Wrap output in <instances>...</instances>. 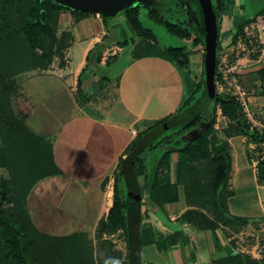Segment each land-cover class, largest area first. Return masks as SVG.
<instances>
[{
  "label": "crops",
  "instance_id": "obj_1",
  "mask_svg": "<svg viewBox=\"0 0 264 264\" xmlns=\"http://www.w3.org/2000/svg\"><path fill=\"white\" fill-rule=\"evenodd\" d=\"M114 20L96 14L73 15L69 10L59 13L56 36L64 40L61 56H55L46 69L18 74L11 94L15 119L41 143L17 131L7 133L5 139L0 135V179L10 178L13 169L17 183L33 184L24 202L33 227L53 239L77 236L94 250L98 223L112 206L114 176L127 147L147 128L177 115L196 83L188 81L184 71L162 56L165 49H156L151 41H141L142 50L136 45L127 48L126 40L119 42L115 35L119 24ZM125 52L129 58L120 63ZM241 62L232 66L238 70ZM260 68L242 71L252 87L250 93L242 89L246 119L264 133V82L255 74ZM252 72L254 81L249 80ZM224 87L223 93L233 95L230 86ZM228 123L217 111L215 129L222 131ZM225 141L231 150L229 190L233 193L227 199L228 213L247 219V224L237 230L221 226L212 233L179 221L190 208L182 192L177 203L160 209L149 201V181L140 178L139 264H214L236 254L242 264H247L246 257L264 264V254L251 253L241 240L244 233L252 232L264 241V181H259L251 165L256 145L243 135ZM145 156L150 169L151 160ZM174 167L172 157V183ZM130 189L132 223L137 190ZM176 233L180 238L174 245L166 243V249H158L161 236ZM112 243V248L94 253L98 262L105 263V254L111 250V255L113 250L120 251L116 241ZM126 254L127 247L121 261Z\"/></svg>",
  "mask_w": 264,
  "mask_h": 264
},
{
  "label": "trees",
  "instance_id": "obj_2",
  "mask_svg": "<svg viewBox=\"0 0 264 264\" xmlns=\"http://www.w3.org/2000/svg\"><path fill=\"white\" fill-rule=\"evenodd\" d=\"M229 3L230 1L227 0H219V7L214 8L216 17L218 15L221 19L224 16L230 8ZM66 10L69 9L51 0L42 2L0 0V135L4 139L7 133L11 136L12 131H17L37 144L41 143L40 138L28 132L15 119L11 94L18 74L29 70L46 69L55 56H61L64 40L63 37L58 39L56 33L59 13ZM71 12L73 15H86L76 11ZM139 14L140 7L124 11L129 28L136 37L156 44L154 33L143 26ZM147 14L148 18L162 25L170 35L190 43L193 48L204 47V35H194L179 24L165 22L155 10H149ZM258 16L264 17V7L246 23L250 24ZM246 23H241L237 27L232 44H236L238 38L243 36ZM220 27L221 22L218 27L214 74L216 95L211 103L210 112L201 113L194 119L158 131L152 137H149L151 132L162 127L175 115L147 128L127 147L126 158L122 159L114 176L112 206L107 216L98 223L96 239L102 240L104 235L107 237L122 232L127 247L125 261L119 260V253H113L117 262L110 260L109 256L105 263L98 262L94 248H89L87 244L77 240V236L72 239H53L39 233L33 227L24 207L26 196L33 184L17 183L13 169H10L12 170L10 178L0 179V264H31L32 262L35 264H139L142 248L139 232L142 203V187L138 182L140 178L149 181L147 186L149 201L160 209L164 205L177 203L180 191L182 192L190 208L179 217V221L210 230L212 233L221 226L237 230L247 224V219L234 217L228 213L227 199L233 193L229 190L231 150L225 139L243 135L256 145V152L260 155L264 133L251 127L235 96L229 92L219 93L217 90V81H221L217 71ZM192 53L194 51H189L186 47H169L164 50L162 56L183 71L189 65ZM228 63L235 64L236 60L228 56ZM202 64L204 78V54ZM255 74L264 82V65ZM203 78L198 83H193L192 91L184 99L178 114L202 99L205 91ZM202 87V95L196 98ZM217 111H220L221 116L229 122L222 131L215 129ZM144 155L151 160L150 169H147L145 164L147 157ZM172 157L175 159V183L170 180ZM2 166L0 157V167ZM122 171L131 188L137 190L138 200L134 204L137 209L135 216L137 227L134 231L128 216L129 206L133 203L128 206L118 185ZM257 177L260 182L264 181V159L258 163ZM179 238L178 233L161 236L158 249H166V243L174 245ZM240 259V255L236 254L215 261L214 264H242ZM246 262L263 264L249 257H246Z\"/></svg>",
  "mask_w": 264,
  "mask_h": 264
},
{
  "label": "rangeland",
  "instance_id": "obj_3",
  "mask_svg": "<svg viewBox=\"0 0 264 264\" xmlns=\"http://www.w3.org/2000/svg\"><path fill=\"white\" fill-rule=\"evenodd\" d=\"M146 3L140 6V20L143 26L149 30H151L156 37V49H166L169 47L180 48L186 47L189 51L193 50L194 53L190 55V63L187 68L183 69L184 77L187 80H193L198 83L202 77L203 70V54L204 47L199 46L198 48H193L190 43L185 42L179 38H176L170 35L162 25L157 24L152 19L148 18L149 10H155L162 19L170 24H179L183 28L188 29L194 35H204L202 31V20L200 17L199 5L195 0H145ZM229 3V10L224 14V16L220 19L217 15L216 23L217 28L219 27V23L221 22V27L219 30V51H218V60L224 54H227L229 57H233L236 61H243L239 65V69L236 70V76L239 78L240 86L245 90L249 89V93L252 87H249L246 76L242 73V71L247 69H257L264 65V17L258 16L253 22L247 24L246 22L250 20L256 13H258L264 7V0H227ZM212 6L216 9L219 7V0H211ZM228 6V7H229ZM219 14V10L217 12ZM107 21L110 19H115L119 25L115 29L116 39L119 42L126 40L127 48H131L136 45L137 49L142 50V48L138 47L139 43L143 41L142 39L136 37L134 33L129 28L125 16L124 11L118 13L114 18H106ZM246 23L243 30V36H240L236 42V44H232V39L234 34L236 33L237 27L240 24ZM154 48V49H155ZM139 53V52H138ZM121 57V56H120ZM128 55L125 52L120 59V63H124L128 59ZM249 66V67H248ZM240 70V71H239ZM253 74V72H252ZM204 85L205 86V76H204ZM256 79V75H252L249 80ZM246 81V82H245ZM217 90L220 93L225 92V87L221 81H217ZM233 92V90H231ZM247 92V90H246ZM203 93V87L200 92L197 93L196 98L201 96ZM247 104L245 100V105ZM248 107V106H247ZM246 107V108H247ZM211 105L208 110L210 112ZM207 114V112H204ZM159 129H156L154 132H151L152 137L157 134ZM145 156V155H144ZM143 156V157H144ZM119 189L121 193L125 196V202L128 206L134 203L133 194L130 189V184L125 177V173L122 171L119 175ZM129 216V212H128ZM131 223V221H130ZM132 229L137 227V223H135V219L131 223ZM118 233V232H117ZM116 233V234H117ZM115 236L112 238L111 236H107V240L97 239L95 244V253H101V250L105 247L112 248L113 241H116L115 245H118L120 251H118L120 255V259H122V255L126 252L125 246V238L121 233L119 236ZM242 241L246 243V245L251 246H260L264 244V241L261 237L252 232L244 233L242 236ZM241 241V242H242ZM243 243V244H245ZM250 249V248H249ZM100 251V252H99ZM113 250L114 253L117 252ZM110 254H105L112 261H118L116 256L111 255L112 250L109 252ZM125 261V258H124ZM123 261V262H124ZM122 262V263H123ZM140 262V261H139ZM143 263V261H142Z\"/></svg>",
  "mask_w": 264,
  "mask_h": 264
},
{
  "label": "water",
  "instance_id": "obj_4",
  "mask_svg": "<svg viewBox=\"0 0 264 264\" xmlns=\"http://www.w3.org/2000/svg\"><path fill=\"white\" fill-rule=\"evenodd\" d=\"M41 2L43 0H40ZM54 3L84 14H96L104 18H112L118 13L133 7H140L145 0H51ZM200 7L202 27L204 31V73L205 91L202 99L191 108L169 119L158 131L166 130L176 124L198 117L208 112L209 106L215 98L216 90L214 74L218 44V28L216 13L211 0H195ZM138 200V196L136 197Z\"/></svg>",
  "mask_w": 264,
  "mask_h": 264
},
{
  "label": "built area",
  "instance_id": "obj_5",
  "mask_svg": "<svg viewBox=\"0 0 264 264\" xmlns=\"http://www.w3.org/2000/svg\"><path fill=\"white\" fill-rule=\"evenodd\" d=\"M217 71L218 74L221 76V82L223 83V86H230L231 90H233L232 94L239 99V102L242 106L244 113L247 114V109L245 105L246 94L242 89V87L240 86L238 79L239 77L236 76V69L232 65H229L228 63L227 54H224L218 60ZM261 148H262L261 154L259 155L256 152L251 159V165L256 175L258 173V163L260 160L264 159V142L262 143ZM249 248L251 253L255 252L258 256L264 254V244L260 246H251Z\"/></svg>",
  "mask_w": 264,
  "mask_h": 264
},
{
  "label": "flooded vegetation",
  "instance_id": "obj_6",
  "mask_svg": "<svg viewBox=\"0 0 264 264\" xmlns=\"http://www.w3.org/2000/svg\"><path fill=\"white\" fill-rule=\"evenodd\" d=\"M214 8V7H213ZM199 11H200V7H199ZM200 17H201V15H200Z\"/></svg>",
  "mask_w": 264,
  "mask_h": 264
}]
</instances>
